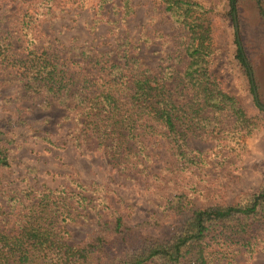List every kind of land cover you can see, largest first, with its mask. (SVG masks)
I'll use <instances>...</instances> for the list:
<instances>
[{
	"label": "trees",
	"instance_id": "16d2710c",
	"mask_svg": "<svg viewBox=\"0 0 264 264\" xmlns=\"http://www.w3.org/2000/svg\"><path fill=\"white\" fill-rule=\"evenodd\" d=\"M254 1L264 17V0ZM8 2L13 9L0 6V78L14 85L17 95L6 101L39 100L43 108L53 103L63 108L60 119L71 123L67 140L77 150L85 145L101 152L121 177L148 174L154 145L171 153L169 172L199 167L203 159L188 147L189 136L217 141L214 148L225 149L224 159L232 153L241 157L245 136L264 124L216 78L211 67L214 11L200 0H151L175 29L178 48L165 53L156 68L136 55L127 29L101 50V41L65 43L43 28L57 7L70 2L92 10L90 32L99 24L117 31L134 13L131 0ZM236 3L228 0L234 20ZM235 43V57L254 95L251 64L238 37ZM40 138L51 143L47 134ZM13 143L0 129V189L13 160ZM150 177L161 185L172 180L161 173ZM110 192L74 177L56 187L35 180L18 192L3 191L0 264H229L239 247L250 251L253 238L264 230V185L235 201L207 205L183 191L157 193L156 205L176 222L170 234L159 237L141 232L149 221L127 225L123 210L128 206L116 208ZM91 221L96 226L92 234L73 241L71 227Z\"/></svg>",
	"mask_w": 264,
	"mask_h": 264
},
{
	"label": "rangeland",
	"instance_id": "374dc122",
	"mask_svg": "<svg viewBox=\"0 0 264 264\" xmlns=\"http://www.w3.org/2000/svg\"><path fill=\"white\" fill-rule=\"evenodd\" d=\"M8 1L11 0H0V6L9 4L8 8L13 9L10 7L14 3ZM200 1L214 11L213 41L216 51L211 67L216 78L243 104L249 115L264 118V109L261 108L264 106V17L259 14L254 0H237L235 20L229 13L228 0ZM131 2L134 13L117 31L112 25L99 24L90 32L92 10L88 7L77 9L70 2L57 7L56 16L44 23L43 28L65 43L101 41L105 43L99 46L101 50L109 49V43H114V38L127 29L129 37L136 43V55L149 67L156 68L165 53L173 54L178 50L175 46V29L167 16L152 6L151 0ZM237 37L251 64L259 105L248 75L235 57ZM16 92L14 85L0 78V129L14 140L13 160L10 168L4 172L0 198L11 190L18 192L27 184H35V180L49 187L67 184L69 177L77 178L84 184L93 181L111 190L108 196L116 208L128 206L123 210L127 225L149 221L142 226L141 232L159 237L170 234L176 222L175 217L162 212L156 205V201H160L157 193L167 195L183 191L192 194L197 204L207 205L235 201L241 193L254 192L264 185V124L245 136L246 149L241 157L232 153L224 159L225 149L214 148L217 141L189 136L188 147L203 159L199 167L169 172L173 165L171 153L164 145H154L149 148L153 157L147 168L148 174L130 179L119 176L101 152L85 145L82 150H77L67 140L71 123L60 119L65 113L63 108L54 103L43 108L39 100L6 101L14 98ZM44 134L49 136L51 143L40 138ZM150 173H161L172 180L161 185L150 177ZM95 229L92 221L75 224L71 227L72 240H84ZM252 241V249L248 251L239 247L229 259V264H264V230L257 232ZM131 242L128 241V244Z\"/></svg>",
	"mask_w": 264,
	"mask_h": 264
},
{
	"label": "water",
	"instance_id": "95a60500",
	"mask_svg": "<svg viewBox=\"0 0 264 264\" xmlns=\"http://www.w3.org/2000/svg\"><path fill=\"white\" fill-rule=\"evenodd\" d=\"M234 18H235V16H234ZM235 29H237L236 23H235ZM249 74H250V77L252 78V71L251 70H249ZM254 95L257 98L256 89H254ZM261 108L264 109V106H261Z\"/></svg>",
	"mask_w": 264,
	"mask_h": 264
}]
</instances>
